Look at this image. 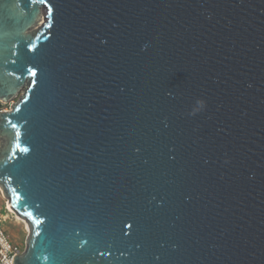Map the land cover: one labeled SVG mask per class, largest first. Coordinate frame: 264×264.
Segmentation results:
<instances>
[{"label": "water", "instance_id": "water-1", "mask_svg": "<svg viewBox=\"0 0 264 264\" xmlns=\"http://www.w3.org/2000/svg\"><path fill=\"white\" fill-rule=\"evenodd\" d=\"M20 91L13 264H264V0H0V100Z\"/></svg>", "mask_w": 264, "mask_h": 264}, {"label": "rangeland", "instance_id": "rangeland-1", "mask_svg": "<svg viewBox=\"0 0 264 264\" xmlns=\"http://www.w3.org/2000/svg\"><path fill=\"white\" fill-rule=\"evenodd\" d=\"M21 92L22 91H20L10 102H0V112L9 110L10 106L19 98ZM5 201H7V199L3 193L1 194L0 188V229L3 230L12 244L19 247V250L22 253L25 249L28 229L23 222L15 218V213H12L13 211L11 212L7 209V203H5Z\"/></svg>", "mask_w": 264, "mask_h": 264}, {"label": "built area", "instance_id": "built-area-1", "mask_svg": "<svg viewBox=\"0 0 264 264\" xmlns=\"http://www.w3.org/2000/svg\"><path fill=\"white\" fill-rule=\"evenodd\" d=\"M19 254H21L19 247L12 244L0 229V264H13L14 256Z\"/></svg>", "mask_w": 264, "mask_h": 264}, {"label": "snow or ice", "instance_id": "snow-or-ice-1", "mask_svg": "<svg viewBox=\"0 0 264 264\" xmlns=\"http://www.w3.org/2000/svg\"><path fill=\"white\" fill-rule=\"evenodd\" d=\"M29 73H30V75H32V76H35V75H36V71H35L34 69H29ZM12 127H13V128H17V125H16V124H12ZM17 135H20L19 130H17ZM17 148L20 149V150H21L22 152H24V153H27V152L29 151V148H28V147L20 148V145H17ZM24 215L27 216L29 219L32 220V223H33V229H34V231H33V235H34V236H39V235H40L39 225H40L41 223H43V221L40 220V219H36L35 216L33 215V213L30 212V211H26V212L24 213ZM125 227H126V228H130L131 225H126ZM126 234H127V233H126ZM44 259H45V260H49V257H44ZM53 264H54V262H53Z\"/></svg>", "mask_w": 264, "mask_h": 264}, {"label": "bare ground", "instance_id": "bare-ground-1", "mask_svg": "<svg viewBox=\"0 0 264 264\" xmlns=\"http://www.w3.org/2000/svg\"><path fill=\"white\" fill-rule=\"evenodd\" d=\"M0 102H3V101L0 100ZM1 194H2V191H1ZM5 203H7V209L12 212L13 210L11 209L9 202L8 201H5ZM12 213H15V212L13 211ZM15 214H14L15 218L25 224L24 220L21 217H19L17 214L16 215ZM25 226H26V224H25ZM26 228H27V226H26Z\"/></svg>", "mask_w": 264, "mask_h": 264}, {"label": "clouds", "instance_id": "clouds-1", "mask_svg": "<svg viewBox=\"0 0 264 264\" xmlns=\"http://www.w3.org/2000/svg\"><path fill=\"white\" fill-rule=\"evenodd\" d=\"M195 103H196V105H198L199 107H203V105H204V101H203V100H200V99H198Z\"/></svg>", "mask_w": 264, "mask_h": 264}]
</instances>
